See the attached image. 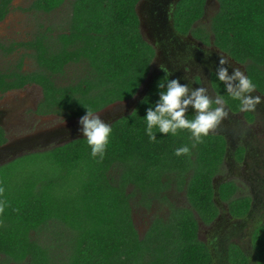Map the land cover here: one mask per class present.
Segmentation results:
<instances>
[{"label":"trees","instance_id":"trees-1","mask_svg":"<svg viewBox=\"0 0 264 264\" xmlns=\"http://www.w3.org/2000/svg\"><path fill=\"white\" fill-rule=\"evenodd\" d=\"M140 1L70 0L66 6V0H34L28 11L49 15L67 7L68 16L59 28L40 25L28 42L0 43V53L24 49L36 63L35 70H24L22 58L0 70V94L38 85L43 97L35 113L63 121L80 119L85 107L98 113L132 99L155 57L141 34ZM218 1L212 20L216 44L246 63L264 93V0ZM13 2L0 0V23ZM204 4L183 0L175 14L177 27L188 29L186 22L200 18ZM167 78L156 76L136 109L110 124L102 160L93 158L79 138L0 165V264L213 263L209 246L199 238V222L210 223L218 213L213 179L221 172L225 142L209 134L193 147L187 130L172 136L154 129L157 139H149L146 102L158 101L157 84ZM186 116L194 118L191 109ZM6 143L0 126V147ZM182 145L191 151L178 157L174 150ZM236 189L228 182L217 191L230 201L235 217H244L250 204L232 198ZM181 193L188 207L180 204ZM134 209L144 214L143 233ZM254 241L264 264V232Z\"/></svg>","mask_w":264,"mask_h":264},{"label":"flooded vegetation","instance_id":"flooded-vegetation-1","mask_svg":"<svg viewBox=\"0 0 264 264\" xmlns=\"http://www.w3.org/2000/svg\"><path fill=\"white\" fill-rule=\"evenodd\" d=\"M182 1L142 0L144 7L140 8V14L145 22L143 37L155 50L151 73L155 77L165 74L159 68L160 64H165L172 73L170 78H181L180 82L188 83L190 88H207L208 95L213 100L217 96H223L229 111L228 118L210 132V135L224 140L225 155L221 172L213 179L216 190L213 201L218 213L210 223L199 222V238L209 246L214 259L212 264H260L258 244L254 238L258 232H264L261 230L264 228V102L254 109L241 112L238 101L231 98L216 78L218 55L230 57L232 66H241L250 77L246 63L235 59L229 51L216 44L212 20L220 9L219 1L205 0L202 16L195 22L188 20V29L178 28L176 24L175 14ZM30 87L39 88L42 92L38 85H27L23 89L4 94L20 92ZM253 95L264 96V93L256 86ZM39 103L36 104L34 113ZM6 112L8 111L0 110V123L3 125L2 120L8 115ZM35 116L63 121L54 115L40 116L35 113ZM24 123L28 127L21 116L16 127L23 128ZM4 130L7 141H10L7 129ZM224 169L226 172L222 174ZM228 182H232L237 188L232 194L233 199L249 201L250 210L244 217H235L229 206L230 201L223 200L217 191L222 184ZM181 196L186 199L184 193ZM202 229L206 234V241L201 237Z\"/></svg>","mask_w":264,"mask_h":264},{"label":"clouds","instance_id":"clouds-1","mask_svg":"<svg viewBox=\"0 0 264 264\" xmlns=\"http://www.w3.org/2000/svg\"><path fill=\"white\" fill-rule=\"evenodd\" d=\"M219 63L215 69L218 81L223 84L224 90L235 101L241 112L251 110L256 105L264 102V96L253 95L256 85L252 79L242 70L241 66L233 67L230 57L218 55ZM159 68L168 77L157 84L159 99L155 103H149L144 120L146 123V134L151 141L157 139V132L162 135L171 134L176 136L178 132L187 130L194 143H202L210 132L215 130L229 116L226 109V101L223 96H217L213 100L208 95L205 87L190 88L189 84H182L181 78H170L165 64ZM231 69V72L229 71ZM86 113L79 119L78 132L86 140L93 158L103 159L110 143L113 129L101 116L91 107H85ZM189 109L194 113V118L186 116ZM191 149L188 145H182L174 150L176 156L188 155Z\"/></svg>","mask_w":264,"mask_h":264},{"label":"rangeland","instance_id":"rangeland-1","mask_svg":"<svg viewBox=\"0 0 264 264\" xmlns=\"http://www.w3.org/2000/svg\"><path fill=\"white\" fill-rule=\"evenodd\" d=\"M33 1L34 0H14L7 18L0 23V43L10 46L13 43L17 44L28 42L38 31L40 25L45 24L47 27L53 26V28H59L58 23H61L62 19H65L68 16L69 8L67 7L63 8L59 12H52L49 15L37 14L32 11H28V8H30ZM69 1L70 0H66V6H68ZM27 54L28 52L24 49H16L9 55L0 53V70H5L10 64H15L22 58H24V70H35L36 63L32 58L27 56ZM42 97L41 90L36 87L26 88L20 92H11L10 94H0V110L10 112H6L8 115L4 118L5 121L4 119L2 120L5 128L7 129V136L10 141L23 138L36 131H43L59 124L60 121L53 118L35 116L34 108L36 104L42 100ZM115 112H117V108L112 113ZM21 116L26 120L28 127L25 126V123L23 128L16 127V122ZM39 149L40 151H44L41 150V148ZM225 172L226 170L224 169L222 174H225ZM181 199L180 204L188 207V202H185L183 197H181ZM157 208L158 205L154 209ZM160 214H166L165 210L162 209ZM143 215L144 214L140 211V209H134V216H136L137 220L136 224L141 233L147 229V225L143 223L141 218ZM147 220L148 218L146 217V224L150 222V220ZM203 231L204 230L202 229L201 237L205 240L206 234L205 232L203 233Z\"/></svg>","mask_w":264,"mask_h":264},{"label":"water","instance_id":"water-1","mask_svg":"<svg viewBox=\"0 0 264 264\" xmlns=\"http://www.w3.org/2000/svg\"><path fill=\"white\" fill-rule=\"evenodd\" d=\"M140 3L137 5L136 10L140 19V29L144 36L143 28L145 27V22L140 14V8L143 9L144 5ZM154 78L155 74L151 73L145 84L132 99L124 102H117L103 111L98 112V114L108 124H112L130 115L145 97ZM116 108L117 112L112 113ZM78 122L79 119L65 120L56 124L54 127H50L43 131H36L20 139L8 141V143L0 147V165L8 163L28 152L40 151L39 148H41V150H47L54 146H63L73 140L82 138L78 132ZM0 126L6 129L2 123H0Z\"/></svg>","mask_w":264,"mask_h":264}]
</instances>
